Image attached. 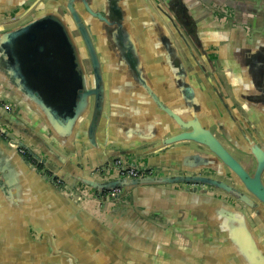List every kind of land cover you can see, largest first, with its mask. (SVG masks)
I'll use <instances>...</instances> for the list:
<instances>
[{
  "label": "water",
  "instance_id": "obj_1",
  "mask_svg": "<svg viewBox=\"0 0 264 264\" xmlns=\"http://www.w3.org/2000/svg\"><path fill=\"white\" fill-rule=\"evenodd\" d=\"M163 13L157 0H0V83L26 95L65 147L86 129L93 145L147 159L131 165L171 171L113 179L97 172L82 181L100 195L121 188L116 199L147 189L165 195V185L183 195L154 200L152 209L168 210L173 226L132 227L152 239H108L107 228L88 233L107 239H83L71 222L77 204L61 212L35 190L24 192L20 213L38 209L32 221L43 236L39 260L26 258L27 244L22 264H264V237L247 209L264 213V131L248 126L220 80L224 91L214 87L210 68ZM0 132L43 179L75 197L57 172L33 162L46 163L47 148L1 120Z\"/></svg>",
  "mask_w": 264,
  "mask_h": 264
},
{
  "label": "crops",
  "instance_id": "obj_2",
  "mask_svg": "<svg viewBox=\"0 0 264 264\" xmlns=\"http://www.w3.org/2000/svg\"><path fill=\"white\" fill-rule=\"evenodd\" d=\"M157 1L163 7V14L173 18L183 30L207 67L216 71V77L224 79L228 88L227 95L236 104L243 120L248 126L264 131V0H229L236 6L238 15L236 20L227 21L214 17L211 2L216 0H170L173 4L171 6L177 10L173 12H178L182 19H186L198 43L193 40L186 26L179 22V18L171 13L164 0ZM3 25L5 24L0 22V28H3ZM204 35H207L206 38H203ZM199 46L203 47L205 56ZM232 84H239L238 91ZM25 97L27 96L20 90L18 95L0 83V120L10 132L15 134L18 131L22 138L24 136L28 141H37L47 148L49 151L48 155L45 154L46 163H42L43 169L49 175L52 171L57 172L70 184V191L76 195L74 194L73 198L64 196L56 185L43 179L33 170L19 153L7 144L8 139L0 134V264L23 262L27 244H31L32 257H29V248L26 258L31 263L34 259L39 260L37 241L43 235L36 230L39 224L32 221L38 209L32 217H26L20 213L19 208V196H24V192L32 190H35L39 200L54 208L58 207L61 212L73 210L74 204H77L76 215L74 214L76 218L71 222L79 225L80 237L83 239H152L150 234H137L134 231L132 227L137 221L136 216L140 217V224L137 226L140 229L146 230L147 227L151 231L154 226L169 225L168 210H153L152 208L157 207L153 202L155 198L167 201L183 199V195L175 193L178 185L161 186L167 189L165 195L158 189H147L138 193L130 191L113 201L101 197L103 195L82 181V176L99 172L104 174V177L113 179L117 175L116 171L111 168L103 169L108 161L123 155L129 162L145 163V156L125 154L123 147L106 144L101 140H98L97 145H93L87 139L86 129H81L73 144L65 147L45 125L39 112L25 101ZM7 104L11 106L10 109ZM19 188L23 191H19ZM138 200L143 203H135ZM19 228L22 231H19ZM101 228L109 229L111 234L106 235L107 238L88 234H95L96 229L103 233ZM121 231L127 232L128 235H122ZM180 236L189 237L183 231Z\"/></svg>",
  "mask_w": 264,
  "mask_h": 264
},
{
  "label": "flooded vegetation",
  "instance_id": "obj_3",
  "mask_svg": "<svg viewBox=\"0 0 264 264\" xmlns=\"http://www.w3.org/2000/svg\"><path fill=\"white\" fill-rule=\"evenodd\" d=\"M164 4L168 7V9L171 11V13L174 15V16H177V18H179V21H181L183 23V26L185 25L186 28L189 30V33L191 34L193 40L198 43V41L196 40L197 38H195V36L192 35V30L190 29L189 25L187 24V21L186 19H182V16L180 14H178V12H173V10H176V8L174 9L170 3V0H164L163 1ZM211 6L214 10V17H216L217 19L221 20V21H227V20H236L237 18V9H236V6L234 5V3H231L229 0H216V1H212L211 2ZM177 11V10H176ZM0 22L3 24V18L0 19ZM199 35V34H198ZM199 39V38H198ZM199 48L202 50L203 47L199 46ZM201 53L203 54V50L201 51ZM204 55V54H203ZM205 56V55H204ZM215 70V69H214ZM210 71L212 72V76L213 78L215 79V81L217 82V85H215L214 87H218L220 89L223 88V86L221 85V82L224 84L226 90L228 91V88H227V84L226 82L224 81V79H220L217 77L216 79V75H214V72L216 71H213L212 69H210ZM221 82H220V81ZM222 91H224L222 89ZM9 109L11 108V106L9 105L8 107ZM261 138H264L263 134H260ZM234 149V148H233ZM235 150V149H234ZM127 163H129V161L127 159H124ZM38 163V162H36ZM114 163V160H111V161H108L107 165H110V167H112V169L114 171H117L116 167L113 165ZM130 164V163H129ZM39 167H42V164H39ZM165 172H171L169 170L165 171ZM103 198H106L108 200V198L106 197L105 194H103V196H101ZM110 201V199L108 200ZM249 210V212H253V214L251 213L252 215V220L255 222V224L258 225L259 227V230H260V233L262 234V236L264 237V213L263 212H257L256 210H252L251 208H247ZM258 210V209H257Z\"/></svg>",
  "mask_w": 264,
  "mask_h": 264
},
{
  "label": "built area",
  "instance_id": "obj_4",
  "mask_svg": "<svg viewBox=\"0 0 264 264\" xmlns=\"http://www.w3.org/2000/svg\"><path fill=\"white\" fill-rule=\"evenodd\" d=\"M7 107H9V104H7ZM14 145L19 147L20 151L27 153L26 149L22 146H19V144H17L16 142H14ZM32 160L37 166H39V164H42V162L35 157H32ZM113 165L117 169L116 173L122 176H130V177H140L144 175L158 174V173L161 174L166 171V169L164 170L161 167H148V166L142 167V166H137V165H131L122 158L115 159ZM41 168L43 169V167ZM110 168L112 169V167H110V165H107V164H106V167H103L104 170L110 169ZM57 180L59 182H62L60 178H57ZM120 191H121V188L117 187L115 189L106 191L104 194L106 195L108 200L109 199L116 200L115 195Z\"/></svg>",
  "mask_w": 264,
  "mask_h": 264
},
{
  "label": "rangeland",
  "instance_id": "obj_5",
  "mask_svg": "<svg viewBox=\"0 0 264 264\" xmlns=\"http://www.w3.org/2000/svg\"><path fill=\"white\" fill-rule=\"evenodd\" d=\"M32 12H33V10H31L29 13H32ZM25 16H26V15H25ZM179 22H181V21H179ZM205 36H207V35H204L203 38H206ZM235 154H236L237 157H239L240 159H242L243 155H242L240 152H239V153H236V152H235ZM163 187H167V185H165V186H163ZM140 203H143V202L141 201ZM153 205H154V202H153ZM155 208H156V207H155ZM155 208H153V209H155ZM170 217L173 218L172 215H170ZM138 224H139V221L137 220V221L134 223L133 226L137 227ZM168 224L171 225V226H173L171 223H169V221H168ZM145 228H146V230H147V227H145ZM178 241H180V239H179Z\"/></svg>",
  "mask_w": 264,
  "mask_h": 264
},
{
  "label": "trees",
  "instance_id": "obj_6",
  "mask_svg": "<svg viewBox=\"0 0 264 264\" xmlns=\"http://www.w3.org/2000/svg\"><path fill=\"white\" fill-rule=\"evenodd\" d=\"M141 191H143V190H141ZM138 192H140V191H135V192H133V193H138ZM142 200H138V201H136L135 203H140ZM137 218V220H139L140 219V217L139 216H136ZM140 224V223H139ZM143 225V223L141 222V226Z\"/></svg>",
  "mask_w": 264,
  "mask_h": 264
}]
</instances>
